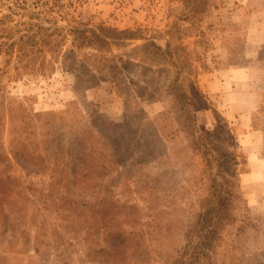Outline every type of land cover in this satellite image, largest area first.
<instances>
[{
	"label": "rangeland",
	"instance_id": "374dc122",
	"mask_svg": "<svg viewBox=\"0 0 264 264\" xmlns=\"http://www.w3.org/2000/svg\"><path fill=\"white\" fill-rule=\"evenodd\" d=\"M198 9L186 20L184 0H0V17L11 12L66 32L50 75L0 81V264H168L181 253L217 172L215 161L209 169L192 148L169 91L175 68L148 60L122 73L95 72L94 82L60 62L75 42L85 46L76 50L78 59L92 51L90 30L151 27L164 45L174 24L183 34L170 38L179 46V83H193L205 95L206 108L196 111L199 127L211 131L219 122L216 144L226 159L225 173L216 175H225L223 186L233 192V221L195 264H264V0H207ZM139 43L125 40L105 57L119 63ZM185 59L191 73L182 68ZM130 81L136 92L125 95ZM16 151L29 162L21 163ZM51 162L66 163L69 172L75 163L74 171L98 164L95 191L135 205L133 224L121 225L129 241L119 253H97L105 232L89 235L87 217L70 227L78 217L67 202L82 204L92 191L81 172L49 186Z\"/></svg>",
	"mask_w": 264,
	"mask_h": 264
},
{
	"label": "trees",
	"instance_id": "16d2710c",
	"mask_svg": "<svg viewBox=\"0 0 264 264\" xmlns=\"http://www.w3.org/2000/svg\"><path fill=\"white\" fill-rule=\"evenodd\" d=\"M206 2L207 0H184V5L190 10L184 18L194 20L197 13L201 11L198 7ZM199 19L200 17H197V21ZM170 27L167 30L169 35L164 45L156 42V35H160V31L151 27H138L134 30L109 29L105 35H97L90 30L92 36L88 42L92 46V51L83 53L82 57L78 59V54L75 53L76 50L85 46L75 42L68 49V55L60 62L67 65L66 67L71 70L79 68L87 73L89 77L94 78L95 82V72L99 74L103 71L112 74L122 73L124 70H128L131 65L146 64L148 60L161 61L162 63L168 61V64L175 68V75L169 85V91L177 100L179 109L184 116L183 122L190 131L192 148L199 152L209 169L212 166L211 162L215 161L216 172L223 171L225 173L226 156L219 152L215 136L221 129L219 128V122L215 124L211 131L196 124V111L207 106L205 95L193 83H188L187 87L179 83L181 67L177 66L175 59V53L179 46L172 44L170 38L179 40L183 34L177 31L178 26L176 24ZM65 35L66 32L61 27H51L35 22L27 23L25 19L19 21L17 18H12L11 12L3 14L0 17V81L4 77L16 78L22 74L50 75L56 68V63L59 62V55L65 44ZM125 40H141V43L124 52L119 57V63L114 58L106 59L105 55L111 52L112 46L124 44ZM138 51L142 53L137 55ZM46 54H49L50 57L47 58ZM99 57L104 60L102 66L97 64ZM132 59H137L138 62L134 63ZM187 61L188 59H185L182 68L191 73L190 63ZM131 85L136 86V83L130 81L129 84L124 86V89H126L125 95H128L131 91L132 93L136 92L131 88ZM1 104L0 118L3 112ZM91 153L98 152L92 148ZM14 154L15 156L19 155V157L23 156L21 157V163L27 164L29 162L28 155L22 151H16ZM51 163L49 186L61 183L67 178L68 173L76 175L81 172L82 177L87 180L86 187L89 192L92 191L88 197L92 201L87 200L80 204L79 201L70 199V202H67V209L72 213L73 218L78 217V220H71L70 227H80L82 222L79 217L85 216L87 217V224L84 227L89 235H92V233L95 235L101 231L105 232L103 237L105 244L100 245L96 250L98 254L105 255V253L123 249L129 241V231L121 225L122 223L133 224L135 205L119 203L117 200L95 191L101 176L94 173L96 168L101 170V166L98 164L95 165V168H91L87 163L80 170L74 171L78 165L75 163L76 165L74 164L69 172L66 163ZM70 163L71 161L68 162V164ZM217 173L211 177L208 193L201 199L197 218L186 233V242L181 253L177 254L168 264H195L202 258H208L222 228L233 221L234 216L228 204V199L233 196V192L223 186L222 181L226 179L225 175L219 176L216 175ZM90 230H94V232H90ZM117 253H119L118 250L114 255Z\"/></svg>",
	"mask_w": 264,
	"mask_h": 264
}]
</instances>
